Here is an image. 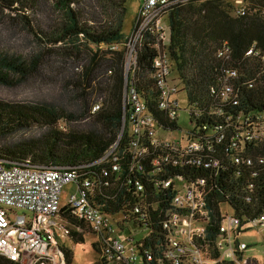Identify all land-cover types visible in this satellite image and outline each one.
<instances>
[{
  "label": "trees",
  "instance_id": "obj_1",
  "mask_svg": "<svg viewBox=\"0 0 264 264\" xmlns=\"http://www.w3.org/2000/svg\"><path fill=\"white\" fill-rule=\"evenodd\" d=\"M127 1L53 0L54 8L65 15V20L52 26L49 23L50 33H44L42 29L46 28L40 27L33 30V34L43 36L54 45H64L71 40L79 42L83 37L98 47L85 66L84 84L79 85L80 88L84 86V92L87 88L95 89L92 96L98 97L93 102L86 99L82 107L83 116L90 119L91 127L86 130L59 129L61 121H74L78 116L64 115L52 104L0 101V159L27 161L34 167H76L81 183L92 182L89 196L93 205L106 215L123 213L131 220L130 224L140 225L150 234L143 242L145 249L161 254L165 250L166 237L163 221L175 191L147 181L155 171L150 160L144 174L130 171L132 155L128 152L126 139L119 147L120 174L113 172L114 161L107 159L122 132L125 96L132 82L146 97L158 120L167 128H178L157 105V89L151 78L157 57L154 41L147 40L138 49L137 66L135 72L129 73V85L125 72L127 56L125 52L112 49L126 40L123 26ZM250 3L253 10H264V0H250ZM49 4V0H0V8L14 11L28 26H31L32 18L23 10L40 16ZM225 4L226 0L189 2L170 13V52L177 62L179 77L193 108L194 131L198 137L213 140L223 134L226 139L222 145L215 144L216 151L212 155L219 159V167L170 169L163 176L176 180V176L181 175L186 180L205 181L207 206L213 219L212 241H216L219 234L222 205L233 208L244 226L264 216V143L243 154L244 159L252 158V164L245 161L236 165L235 152L230 149L231 139L238 133L239 120L264 113V16L233 17ZM103 7L111 8L118 16L109 13L112 19L105 21L106 10L99 11ZM225 43L232 52L227 58H219ZM102 46L110 50L102 51ZM251 50L253 55H248ZM107 55L111 56L108 58ZM42 57L40 54L28 61L17 56H0V85L14 86L22 82L37 70ZM224 71H238V77L231 82L234 100L225 104L218 97L224 84ZM95 106H100L96 113L93 112ZM34 128L43 132L9 141V137ZM140 182L145 185L142 190H139ZM74 237L76 244L84 243L83 235ZM67 258L72 264L73 252H68ZM0 264L18 263L0 256ZM247 264L255 263L248 260Z\"/></svg>",
  "mask_w": 264,
  "mask_h": 264
},
{
  "label": "built area",
  "instance_id": "obj_2",
  "mask_svg": "<svg viewBox=\"0 0 264 264\" xmlns=\"http://www.w3.org/2000/svg\"><path fill=\"white\" fill-rule=\"evenodd\" d=\"M205 1L207 0H140L134 29L124 42L128 49L127 73H130L136 70L140 46L147 40L154 41L157 57L151 78L157 89V105L169 122L176 123L178 128L173 130L164 126L149 108L146 97L132 82L126 91L122 132L107 159L114 161L113 172L120 174L122 168L119 147L126 139L128 152L132 155L130 171L144 174L150 160L155 171L146 180L159 188L175 191L171 208L163 221V230L166 232L165 250L161 254L146 250L143 242L150 234L140 225L130 224L131 220L123 213L106 215L99 207L94 206L89 196L92 193V182L81 183L76 167H34L27 161L19 163L0 159V256L18 264H70L67 253L71 250L67 245L70 247L74 238L71 219L84 222L91 228L98 237V248L104 240L98 264H238L245 253L252 249L251 244L240 241L239 235L244 230H254L258 224L264 225V216L259 221L244 226L233 208L230 207L228 214L221 209L219 234L216 241H212L213 219L207 206L205 181L191 178L186 180L181 175L176 176V180L163 176L170 169L197 166L214 169L220 166L219 159L212 155L216 151L215 144L222 145L226 136L221 134L212 140L196 135V122L191 116L193 108L189 104L187 110H182L174 98L178 89L180 92V86L184 89L185 84L179 77V87L172 85L171 65L164 54L166 47L170 49L166 19H170L168 16L171 11L182 4ZM226 4L235 17L254 14L264 16V10L260 9L257 13L256 9L250 8L249 0H226ZM167 41L169 46L166 45ZM231 52L229 44L225 43L218 57L227 58ZM253 53L251 50L248 55ZM224 72V84L218 94L223 104L234 100L232 95L235 91L231 82L238 77V71ZM99 109L100 106H95L93 112L96 113ZM181 113H186L189 121L185 147L179 143H169L158 134V131H180ZM236 129L238 133L231 139L230 146L231 151L235 152L234 163L239 165L246 161L252 164V158L248 156V159H244L243 154L249 148L264 143V113L242 118ZM72 184L76 186L77 194L69 196L68 204L63 206L65 191ZM144 186L140 182L139 190ZM117 216L123 218L122 224H128L129 221V226H135L147 237L138 242L132 238L128 242L114 238L116 229H121V224H117Z\"/></svg>",
  "mask_w": 264,
  "mask_h": 264
},
{
  "label": "rangeland",
  "instance_id": "obj_3",
  "mask_svg": "<svg viewBox=\"0 0 264 264\" xmlns=\"http://www.w3.org/2000/svg\"><path fill=\"white\" fill-rule=\"evenodd\" d=\"M49 2L50 4L47 6L46 11L40 16H36L33 11L23 10L32 18L30 23L31 26L26 25L20 16L14 11L3 10L0 8V56H17L29 61L37 55H43L42 63L39 64L37 70H35L29 77L22 80V82H19V84H15L14 86L0 85V101L10 104H52L56 108H59L64 115L73 114L78 116L74 121H61L58 126L59 129L64 131L72 129L86 130L91 127V121L89 118L83 116L82 107L86 99H90L93 102L98 97L97 95L92 96L95 89L87 88L86 92H84V86L80 88L79 85L83 83L82 74L87 65V61L90 56L98 51V47L90 44L83 37L79 38V42L71 40L64 45L51 44L43 36L36 37L32 32L36 28L40 29V27H45L46 30L42 29V31L44 33H50L47 26L49 23L52 26L65 20V15L54 8L52 4L53 0H49ZM249 4L251 8L250 0ZM139 6L140 0H128L126 3L127 12L123 26V33L126 37H128V35L130 36L132 29H134L135 21L139 14ZM225 6L231 15L229 6L227 4H225ZM104 10H106L105 21H111L112 16H110L109 13L118 16L111 8L103 7L102 9H99L101 12ZM256 10L258 11L257 13L260 12L259 8ZM168 17H170V15ZM166 23L169 26V34H171L170 19H168V21L166 19ZM166 45L169 46L168 41L166 42ZM100 48L102 51L110 50L107 46H102ZM112 49L119 52H125L128 59V49L125 43L115 45ZM164 50V54L167 55L172 69V85L179 87L177 82H179L178 80L181 78L179 79L177 62L172 57L169 48L166 47ZM110 56L107 55L108 58ZM127 61L129 60H126L125 72L128 79L129 73L127 76V70L129 68ZM180 88V92L178 89L179 93L177 92L174 98H176L178 104L182 107V110H187L189 108L188 93L185 85L184 89L181 86ZM80 94L82 95L80 96ZM179 124L181 125V130L178 132L165 133L158 131V134L161 139L169 143H179L185 147L187 144L185 138L186 130L189 128L188 115H186V113H181L179 116ZM42 132L43 130L40 128L22 131L16 136L9 137V141L25 139L39 135ZM76 194V186L72 184L65 191L62 205L66 206L68 204L69 196ZM221 209L227 214L231 211L230 206L228 205H222ZM116 220H118L117 224H121V227L119 225V228L121 229H116L117 232L113 235L117 240L128 242L129 239L132 238L135 242H138L147 237L145 233L136 229L135 226L122 224V217L117 216ZM70 222L74 224H72L74 226L73 236L83 235L84 237V243L76 244L74 237L73 242L70 244L71 246L69 247V245H67L68 249L73 252L72 264H98L104 240H102L103 244H101V247L98 248V237L95 236L96 234L93 233L86 223L73 220H70ZM239 238L241 242L251 244L252 249L245 253L243 260L238 264H247L248 260L254 261L255 264H264V225L258 224L254 230L242 231Z\"/></svg>",
  "mask_w": 264,
  "mask_h": 264
},
{
  "label": "water",
  "instance_id": "obj_4",
  "mask_svg": "<svg viewBox=\"0 0 264 264\" xmlns=\"http://www.w3.org/2000/svg\"><path fill=\"white\" fill-rule=\"evenodd\" d=\"M127 76H128V73H127Z\"/></svg>",
  "mask_w": 264,
  "mask_h": 264
}]
</instances>
